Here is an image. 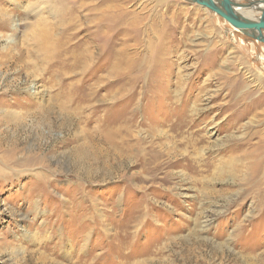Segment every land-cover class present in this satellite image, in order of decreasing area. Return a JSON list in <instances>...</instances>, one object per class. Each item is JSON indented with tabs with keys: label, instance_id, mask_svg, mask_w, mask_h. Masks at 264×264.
I'll list each match as a JSON object with an SVG mask.
<instances>
[{
	"label": "rangeland",
	"instance_id": "obj_1",
	"mask_svg": "<svg viewBox=\"0 0 264 264\" xmlns=\"http://www.w3.org/2000/svg\"><path fill=\"white\" fill-rule=\"evenodd\" d=\"M19 1L0 6L52 21L54 4L83 8L67 53L49 58L29 57L27 31L0 25V141L36 165L0 179V264H264V43L187 0ZM108 4L122 66L114 85L109 44L98 48L92 32L96 18L106 29ZM77 33L90 59L76 57ZM10 36L25 64H7ZM89 72L86 101H69ZM110 100L126 114L110 126L128 125L129 144L94 127H110ZM79 144H98L103 162L79 167Z\"/></svg>",
	"mask_w": 264,
	"mask_h": 264
},
{
	"label": "bare ground",
	"instance_id": "obj_2",
	"mask_svg": "<svg viewBox=\"0 0 264 264\" xmlns=\"http://www.w3.org/2000/svg\"><path fill=\"white\" fill-rule=\"evenodd\" d=\"M24 1V0H23ZM237 3H246L247 1H240V0H234ZM249 1V0H248ZM254 1V0H251ZM84 2V1H83ZM82 2V3H83ZM5 3V4H4ZM8 3V4H6ZM64 3V2H62ZM4 4V5H12V10L16 9V7L19 6L20 1L19 0H0V5ZM65 4V3H64ZM80 4V3H79ZM90 5V4H89ZM96 5V4H95ZM83 5L80 6H76V5H60V4H54L53 8L51 9L50 13H52V15L57 16V20L56 21H52L48 19V16H38L37 11H35L34 9H27L26 13L27 16H25L24 18L22 17V19H16L12 14L9 13L7 8H3L0 6V25L5 24L4 22L6 21H10V23L13 24V26L15 27V31H24L26 33V39L28 40V44L32 45V47H30L29 50H27L26 53H28L29 57L31 55H33L32 53H35L37 49H40L41 51L44 52L45 57L49 58V57H53L56 56L57 54L63 53L65 49V44L66 42L64 41V38L66 37V34L68 33L70 27H72V25L74 28H77L76 26V13L79 11L78 8H83ZM203 6V5H202ZM261 7H264V4L260 5ZM93 7V6H92ZM30 8V7H29ZM94 8V7H93ZM206 9H208L207 7H205ZM89 9V8H88ZM254 9V8H252ZM82 10V9H81ZM210 10V9H209ZM243 13H246L255 17H259L260 12L257 11V14L253 13V11L249 8H242L240 9ZM256 11V10H255ZM84 13V12H83ZM89 13V12H88ZM114 10L112 8L111 4H108L107 7V20L105 21L107 23L106 29L103 28V26L100 24L103 17L101 18H96V29H94L93 32V39L96 41V46L98 48H103L102 46V42H106L109 44V50L110 52L108 53L110 58H113L112 62H111V67L109 70V76L108 79L111 77L110 80V85H114L115 84V77H118L119 74L121 73V64L119 65L120 61L118 58L115 57L114 55V41H113V31H114ZM82 15V13H81ZM104 15V14H102ZM101 16V15H100ZM29 17H33L35 18V20H30ZM80 17V16H79ZM79 19V18H78ZM60 22L62 25V27L60 28L59 32L56 33L57 28H59L60 26H56V23ZM95 22V21H94ZM8 23V22H7ZM81 23V22H80ZM103 23V22H102ZM9 24V23H8ZM82 26V25H81ZM12 29V28H11ZM78 29V28H77ZM238 31L242 32L243 34L247 35L245 32L241 31L238 28H235ZM81 30V29H80ZM79 30V31H80ZM55 31V32H54ZM73 31V30H72ZM75 32V31H74ZM70 33V32H69ZM73 34V33H72ZM12 35V34H11ZM78 33L75 35V37H77ZM16 36V33H15ZM60 36V37H59ZM69 36V35H68ZM18 38V35L16 36ZM73 37V36H72ZM251 37V36H250ZM252 38V37H251ZM66 39V38H65ZM8 43L9 46L7 45L6 50V54H7V50L10 51H17L16 49V40L15 38L12 36H10L8 38ZM67 40V39H66ZM90 42V40H89ZM260 42V41H259ZM75 45V47H78L79 52L76 53V57H79L81 59V61H84L83 59L86 57L87 59H90L89 57L92 56V52L88 49V47L86 46V41L78 36L77 38H75V42L73 43ZM89 46V45H88ZM75 47H74V56H75ZM4 48V47H3ZM20 49V47H19ZM73 49V48H72ZM64 50V51H63ZM1 51V50H0ZM35 51V52H34ZM98 51V50H97ZM66 52V51H65ZM30 53V54H29ZM38 52H36L37 54ZM67 53V52H66ZM65 53V54H66ZM10 56L8 57V63L7 64H16V62L21 63V61H25L23 60L24 58L18 55V51L17 52H9L8 53ZM21 54V53H20ZM117 54V51H116ZM27 55V56H28ZM119 55V54H118ZM35 56V55H34ZM68 56V55H67ZM108 56V55H107ZM114 56V57H113ZM120 57V56H119ZM1 58V57H0ZM45 58V59H46ZM60 58V57H58ZM56 58V59H58ZM83 58V59H82ZM107 58V57H106ZM124 57H122L123 59ZM127 58V57H126ZM55 59V60H56ZM66 59V58H65ZM108 59V58H107ZM125 59V58H124ZM30 60V59H29ZM47 60V59H46ZM59 61H61L60 59H58ZM110 60V59H109ZM2 61V60H1ZM6 61H2L0 64H5ZM122 62V61H121ZM28 63L30 64V61H28ZM91 63V62H90ZM126 63V62H125ZM27 64V62H26ZM72 64V63H71ZM73 65V64H72ZM17 66V64H16ZM19 66V65H18ZM20 66H22L20 64ZM95 65H93L92 67H94ZM20 68V67H19ZM23 68V67H22ZM14 69V68H13ZM94 69V68H93ZM19 70V69H18ZM124 70V69H123ZM89 71V70H88ZM87 71V72H88ZM30 72V71H29ZM33 72V71H32ZM124 72V71H123ZM35 72H33L34 74ZM91 72L86 73L82 82L77 85L76 90L73 88L72 93H73V97L69 98V101H71V99H73V101H77L80 102L81 101H86L85 99L87 98L89 93H86L87 89L89 90L90 87L88 85L85 86V82H88L89 80H91V77L89 76ZM125 74L126 71L124 72ZM28 74V72H27ZM93 74V73H92ZM36 76V73L34 74ZM114 77V78H113ZM131 78V77H130ZM101 79V78H100ZM115 79V80H114ZM27 80V79H26ZM118 80V79H117ZM128 81V80H127ZM126 82V81H125ZM65 83V82H63ZM38 84V83H37ZM36 84V85H37ZM8 85V84H7ZM10 85V84H9ZM67 85L64 86V88L62 87L63 90H67ZM29 88V87H28ZM240 88V87H239ZM237 88V89H239ZM27 90V89H26ZM79 91V92H77ZM169 91V90H168ZM182 91V90H181ZM233 91V90H232ZM32 89L30 88L29 90L26 91V95L28 96L27 98H29V95H32ZM41 92V91H40ZM22 93V92H21ZM19 93V94H21ZM24 93V92H23ZM37 93V91H36ZM39 93V92H38ZM169 93V92H168ZM170 94V93H169ZM233 94V93H232ZM22 96V95H21ZM117 96V94H116ZM174 96V95H173ZM234 96V95H233ZM32 97V96H31ZM168 97V96H167ZM178 97V96H177ZM179 98V97H178ZM114 98H111V100L113 101ZM110 100V101H111ZM207 100V99H206ZM112 101L111 103H109V106L107 108L108 110V117H106V121L108 123L107 127L110 126L111 124H117V122L119 123L121 118L120 117H126V114L121 115L120 113L115 115V112L117 113L118 110L116 109V105H117V101L114 103V105H112ZM126 103V101H124ZM66 103V102H65ZM72 103V102H71ZM108 104V103H107ZM161 104V103H160ZM194 104V103H193ZM163 105V104H162ZM256 105V104H254ZM45 107V106H44ZM47 107V106H46ZM113 107V108H112ZM122 107V106H121ZM127 107V106H126ZM125 107V108H126ZM168 107V106H167ZM193 107V106H192ZM124 108V109H125ZM200 109V108H199ZM122 110V109H121ZM198 110V109H197ZM204 110V109H203ZM33 111V110H32ZM41 111V110H40ZM102 111V110H101ZM142 111V110H141ZM39 111H35L32 113H27V116H31L30 114H38ZM105 112V111H104ZM126 112V111H125ZM8 113V112H7ZM196 113V112H195ZM1 114V112H0ZM12 114V113H9ZM107 114V113H106ZM242 114V113H241ZM257 114V112H256ZM6 115V114H5ZM114 115V116H112ZM244 115V114H243ZM11 118H15V113L12 115H9ZM98 116V115H96ZM104 116V115H103ZM135 116V115H134ZM234 116V115H233ZM232 116V117H233ZM6 118V117H5ZM33 118V117H32ZM89 119L86 120V122H91L93 121V117H88ZM100 118V117H99ZM4 119V117H3ZM126 119V118H125ZM242 119V118H241ZM84 120V119H83ZM24 121V120H23ZM23 121L20 119H13L11 125L16 127V129H19V127L21 126V124H23ZM100 121V120H99ZM181 121V120H180ZM183 121V119H182ZM124 122V121H123ZM174 122V121H173ZM259 123V122H258ZM124 124V123H123ZM120 125L118 128H115L114 126H110L108 129L106 128H100V126H97V124H95L94 127H96L100 134L101 132H103V130L107 131V132H111V134L113 135L114 139L116 141H120L119 145L121 143L122 144H129L128 143V139H126V137L122 136L123 134V129H127L128 125ZM137 124V123H135ZM187 124V123H186ZM9 125V126H11ZM182 126V125H181ZM105 127V125H104ZM178 127V126H177ZM182 128V127H181ZM260 128V127H259ZM114 129V130H113ZM10 130V129H9ZM90 130V129H89ZM220 130V129H219ZM96 131V130H95ZM104 131V132H105ZM134 131V130H133ZM8 132V131H7ZM193 132V131H192ZM15 133V132H14ZM82 133V132H81ZM93 133V132H92ZM97 133V131H96ZM194 133V132H193ZM134 134V133H133ZM230 134V133H229ZM234 134V133H233ZM85 135V134H84ZM88 135V134H87ZM96 135V134H95ZM132 135V134H131ZM197 135V134H196ZM12 136V135H11ZM93 136V135H92ZM218 136V135H217ZM227 136V135H226ZM229 136V135H228ZM232 136V135H231ZM239 136V135H237ZM80 137V136H79ZM107 137V136H106ZM131 137V136H130ZM200 137V136H199ZM1 138V137H0ZM96 139H99L100 141H105V137H103L102 135L97 134L95 136ZM134 138V137H133ZM201 138V137H200ZM204 138V137H203ZM8 139V138H7ZM120 139V140H118ZM14 140V139H13ZM218 140V139H217ZM93 141V140H92ZM182 141V140H181ZM192 141V140H191ZM194 141V140H193ZM224 141V140H223ZM227 141V140H226ZM91 142V141H90ZM95 142V141H94ZM99 142V141H98ZM202 142V141H200ZM225 142V141H224ZM10 143V142H9ZM82 143V142H81ZM108 143V141H107ZM195 143V142H194ZM231 143V142H229ZM7 144V143H6ZM83 144V143H82ZM87 144V143H86ZM99 144V143H98ZM97 144V145H98ZM16 145H18L16 143ZM16 145H12L9 148H4L3 147V143L0 141V179H2V181H7V180H11L13 179L14 176H18L21 177L23 175H31L30 173H26V174H22L25 173L27 170H30V167L32 166H36V165H32V159H28V157L19 159L15 156V153H17V149L18 146ZM88 145V144H87ZM94 145L93 148H88L85 147L83 145L79 144V147L75 150L74 152V162L79 166V167H83L84 164H88V165H92V166H98L100 165L103 161H102V153L100 150V147ZM104 145V144H103ZM116 145V144H115ZM138 145V143H137ZM192 145V144H191ZM227 145V144H226ZM224 145V146H226ZM111 146V145H110ZM90 147V146H89ZM107 147V146H106ZM116 148V146H113ZM123 147V146H121ZM120 147V148H121ZM73 149V148H72ZM111 149V148H110ZM122 149V148H121ZM229 149V148H228ZM224 150V149H223ZM107 151V150H106ZM119 151V150H117ZM122 151V150H121ZM114 152V151H113ZM232 152V151H231ZM234 152V151H233ZM227 153V152H226ZM236 153V152H235ZM72 155V154H71ZM197 155V154H196ZM18 156V155H17ZM116 156V155H115ZM198 156V155H197ZM230 157V156H229ZM187 158V157H186ZM189 159V158H188ZM31 160V161H30ZM36 160V159H35ZM107 160V159H106ZM190 160V159H189ZM34 161V159H33ZM37 162V160L35 161ZM34 162V164H35ZM186 162V161H185ZM121 163V162H120ZM192 166V165H191ZM86 167V166H85ZM75 168V167H74ZM84 168V167H83ZM194 168V167H193ZM14 171H16L18 174L14 173ZM100 171V170H99ZM30 172V171H29ZM262 172V171H261ZM21 173V174H20ZM36 176L38 177L39 182L37 181V183L40 185V183L43 181V177L41 175L40 172L36 173ZM243 180V179H242ZM37 202V201H36Z\"/></svg>",
	"mask_w": 264,
	"mask_h": 264
},
{
	"label": "water",
	"instance_id": "obj_3",
	"mask_svg": "<svg viewBox=\"0 0 264 264\" xmlns=\"http://www.w3.org/2000/svg\"><path fill=\"white\" fill-rule=\"evenodd\" d=\"M198 3L212 10L224 18L234 28H238L251 36L256 41L264 43V0L247 1L246 3H237L234 0H187ZM242 8H254L260 12L259 17H250L243 13Z\"/></svg>",
	"mask_w": 264,
	"mask_h": 264
},
{
	"label": "crops",
	"instance_id": "obj_4",
	"mask_svg": "<svg viewBox=\"0 0 264 264\" xmlns=\"http://www.w3.org/2000/svg\"><path fill=\"white\" fill-rule=\"evenodd\" d=\"M249 1H251V0H249ZM248 15V14H247ZM250 17H255V16H252V15H249Z\"/></svg>",
	"mask_w": 264,
	"mask_h": 264
}]
</instances>
